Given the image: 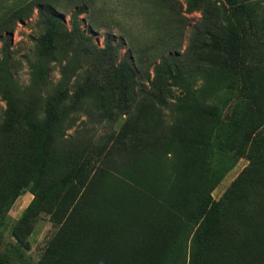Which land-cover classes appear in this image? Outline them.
Returning a JSON list of instances; mask_svg holds the SVG:
<instances>
[{
  "label": "rangeland",
  "instance_id": "374dc122",
  "mask_svg": "<svg viewBox=\"0 0 264 264\" xmlns=\"http://www.w3.org/2000/svg\"><path fill=\"white\" fill-rule=\"evenodd\" d=\"M231 40L237 69L217 49ZM62 69L64 125L37 190L67 180L30 208L31 139L0 93V207L24 190L2 249L17 240L47 264H165L211 196L219 220L199 264H264V0H0L16 111L43 118Z\"/></svg>",
  "mask_w": 264,
  "mask_h": 264
},
{
  "label": "trees",
  "instance_id": "16d2710c",
  "mask_svg": "<svg viewBox=\"0 0 264 264\" xmlns=\"http://www.w3.org/2000/svg\"><path fill=\"white\" fill-rule=\"evenodd\" d=\"M234 3V0H227ZM106 48L105 53L111 54L112 51ZM217 49L226 54L228 65L237 69L239 63L237 60L238 48L235 41L231 40L229 44L217 41ZM43 70L38 69L34 74L43 75ZM12 78L9 71L4 73L0 70V93L6 100L9 110L17 114V120L21 122L31 139L32 163L27 169V183L29 191L33 198L28 203L27 208L32 207L37 201L52 194L53 191L61 188L66 177L62 178L55 186L37 190L41 176L43 174L47 145L54 138L60 135L64 125V116L59 113L60 95L64 92L69 83V75L62 69V76L56 83L54 92L47 98V112L43 118H36L26 111H16L13 100L11 99L10 84ZM76 95H73L72 103L76 101ZM23 185L17 184L4 199V205L0 207V264H47L42 258L36 261L30 260L22 250L21 244L11 241L2 249L3 232L7 227V212L15 198L23 192ZM220 199H214L209 196L204 200L199 209L190 214L182 226L179 239L177 241V250L174 255L165 264H199L198 258L201 257V240L207 234L211 233L219 220ZM228 260V258H226Z\"/></svg>",
  "mask_w": 264,
  "mask_h": 264
},
{
  "label": "crops",
  "instance_id": "0c3cea01",
  "mask_svg": "<svg viewBox=\"0 0 264 264\" xmlns=\"http://www.w3.org/2000/svg\"><path fill=\"white\" fill-rule=\"evenodd\" d=\"M209 264H246L244 262V254L243 257L241 258L240 262L238 263H232L231 261L227 260L226 258H217L209 262ZM253 264H258V263H253Z\"/></svg>",
  "mask_w": 264,
  "mask_h": 264
}]
</instances>
